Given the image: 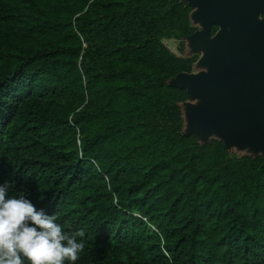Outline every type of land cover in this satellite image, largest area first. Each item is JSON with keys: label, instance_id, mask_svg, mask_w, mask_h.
I'll return each instance as SVG.
<instances>
[{"label": "trees", "instance_id": "obj_1", "mask_svg": "<svg viewBox=\"0 0 264 264\" xmlns=\"http://www.w3.org/2000/svg\"><path fill=\"white\" fill-rule=\"evenodd\" d=\"M190 10L0 0V185L84 232L74 264H264V155L181 130Z\"/></svg>", "mask_w": 264, "mask_h": 264}, {"label": "rangeland", "instance_id": "obj_2", "mask_svg": "<svg viewBox=\"0 0 264 264\" xmlns=\"http://www.w3.org/2000/svg\"><path fill=\"white\" fill-rule=\"evenodd\" d=\"M193 7L188 13L189 24L194 27L191 35L181 44L175 39H162L163 44L176 56H196L188 73H181L177 83L183 85L191 95L180 103L182 132H196L200 139L210 137L226 141L235 155L244 153H264V134H259L251 125L235 124L230 119L221 118L219 105L222 92L214 94L207 86L209 78H216L221 72L228 73L226 61L237 66L234 42L230 29L219 24H210L203 14L204 0H188ZM263 14L259 17L262 22ZM213 28V29H212Z\"/></svg>", "mask_w": 264, "mask_h": 264}, {"label": "water", "instance_id": "obj_3", "mask_svg": "<svg viewBox=\"0 0 264 264\" xmlns=\"http://www.w3.org/2000/svg\"><path fill=\"white\" fill-rule=\"evenodd\" d=\"M202 10L208 27H229L236 52L237 66L226 61L230 71L207 81L212 94L222 92L219 114L238 125L247 123L264 134V0H204Z\"/></svg>", "mask_w": 264, "mask_h": 264}, {"label": "clouds", "instance_id": "obj_4", "mask_svg": "<svg viewBox=\"0 0 264 264\" xmlns=\"http://www.w3.org/2000/svg\"><path fill=\"white\" fill-rule=\"evenodd\" d=\"M24 197L0 185V264H70L85 249L84 232L69 233Z\"/></svg>", "mask_w": 264, "mask_h": 264}]
</instances>
